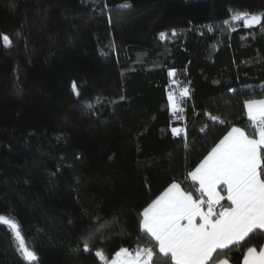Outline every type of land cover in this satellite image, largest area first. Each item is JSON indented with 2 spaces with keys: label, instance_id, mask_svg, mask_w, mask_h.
<instances>
[{
  "label": "trees",
  "instance_id": "1",
  "mask_svg": "<svg viewBox=\"0 0 264 264\" xmlns=\"http://www.w3.org/2000/svg\"><path fill=\"white\" fill-rule=\"evenodd\" d=\"M237 12L264 16V0H0L13 40H0V214L37 257L0 223V264H103L97 251L154 245L143 209L173 181L198 196L188 173L232 127L256 135L244 102L264 98V19ZM263 244L257 230L213 255L242 264Z\"/></svg>",
  "mask_w": 264,
  "mask_h": 264
},
{
  "label": "snow or ice",
  "instance_id": "2",
  "mask_svg": "<svg viewBox=\"0 0 264 264\" xmlns=\"http://www.w3.org/2000/svg\"><path fill=\"white\" fill-rule=\"evenodd\" d=\"M122 7L130 8L131 5ZM231 19H243L246 27H252L260 24L264 16L237 12ZM223 23L229 24V21ZM175 34L173 30L172 35ZM167 35L165 32L159 34L161 39H166ZM0 40L5 48L13 44L6 34L0 36ZM174 74V70L169 71L170 76ZM180 95L187 97L189 90L184 88ZM168 103L173 115L179 119L182 109L173 92L168 94ZM87 106L91 107V103ZM244 106L256 135H249L243 128L232 127L188 173L193 182H198V196L194 197L193 192L185 191L180 183L173 181L143 209L140 229L154 245L137 247L134 253L121 247L111 261L102 251H97L96 256L103 264H157L154 257L159 254L170 258L162 259L160 264H214L213 254L218 249L226 250L238 245L257 230L264 234V99L246 100ZM210 119L224 123L216 116H210ZM205 128L200 131L205 132ZM182 131L181 128L172 129L174 135ZM224 200L229 202L227 206L221 204ZM0 223L7 225L15 234L24 258L35 261L36 254L26 245L16 220L0 214ZM105 227L99 225L95 232L83 237L85 252L90 251L88 241ZM215 264H229V260L220 259ZM243 264H264V246L259 250L255 246L248 247Z\"/></svg>",
  "mask_w": 264,
  "mask_h": 264
},
{
  "label": "crops",
  "instance_id": "3",
  "mask_svg": "<svg viewBox=\"0 0 264 264\" xmlns=\"http://www.w3.org/2000/svg\"><path fill=\"white\" fill-rule=\"evenodd\" d=\"M262 99H264V98H262ZM258 100V99H257ZM246 111H247V109H246ZM193 171V170H192ZM197 183V185H198V182H196ZM182 187V186H181ZM198 187H199V185H198ZM222 195H225L226 196V193L225 192H222L221 193ZM195 197V196H194ZM222 202V201H221ZM263 246H264V244H263ZM131 251V250H130ZM133 253H134V251H132ZM225 259V258H224ZM229 264H232L230 261H229ZM243 264V263H242Z\"/></svg>",
  "mask_w": 264,
  "mask_h": 264
}]
</instances>
